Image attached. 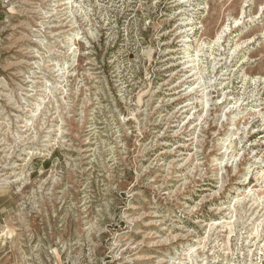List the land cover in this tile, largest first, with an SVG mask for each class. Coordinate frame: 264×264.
Wrapping results in <instances>:
<instances>
[{
    "label": "rangeland",
    "instance_id": "obj_1",
    "mask_svg": "<svg viewBox=\"0 0 264 264\" xmlns=\"http://www.w3.org/2000/svg\"><path fill=\"white\" fill-rule=\"evenodd\" d=\"M66 1L0 0V264H264V0Z\"/></svg>",
    "mask_w": 264,
    "mask_h": 264
},
{
    "label": "bare ground",
    "instance_id": "obj_2",
    "mask_svg": "<svg viewBox=\"0 0 264 264\" xmlns=\"http://www.w3.org/2000/svg\"><path fill=\"white\" fill-rule=\"evenodd\" d=\"M67 2V1H66ZM72 3H73V1H71V0H68V2L67 3H65L66 5H70L69 7H70V9H72ZM72 5V6H71ZM76 7V6H75ZM237 203H238V201H236Z\"/></svg>",
    "mask_w": 264,
    "mask_h": 264
}]
</instances>
